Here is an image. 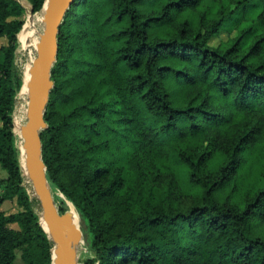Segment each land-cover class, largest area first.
<instances>
[{"label": "trees", "instance_id": "trees-1", "mask_svg": "<svg viewBox=\"0 0 264 264\" xmlns=\"http://www.w3.org/2000/svg\"><path fill=\"white\" fill-rule=\"evenodd\" d=\"M28 8L0 0V264H54L14 131ZM58 38L43 159L82 264H264V0H75Z\"/></svg>", "mask_w": 264, "mask_h": 264}, {"label": "water", "instance_id": "water-1", "mask_svg": "<svg viewBox=\"0 0 264 264\" xmlns=\"http://www.w3.org/2000/svg\"><path fill=\"white\" fill-rule=\"evenodd\" d=\"M74 2L75 0H45L44 2V5L47 3L44 13L45 27L37 44L38 54L31 66L33 79L28 91V119L22 126L26 158V167L24 166L23 171L41 205V209L37 211L40 214L42 226L53 241L51 250L54 264H80L76 255V244L82 240L83 235V232L80 235L79 228L73 222L69 210L61 211L60 204L55 199L53 187L47 177L41 137L42 130L48 126L45 112L54 86L52 68L57 60L59 49L58 33L67 10ZM61 196L64 197L62 193Z\"/></svg>", "mask_w": 264, "mask_h": 264}, {"label": "rangeland", "instance_id": "rangeland-1", "mask_svg": "<svg viewBox=\"0 0 264 264\" xmlns=\"http://www.w3.org/2000/svg\"><path fill=\"white\" fill-rule=\"evenodd\" d=\"M22 2L27 7L31 6L27 0H22ZM253 3H255V5L248 10V12L246 14L247 20L244 21L242 25L257 21V19H256L257 14L261 10L260 1H255ZM44 13H45V8H43L41 11H38V12L30 11L29 12V19L27 18L28 16L25 15V22L27 23V21H28L29 28L30 29L34 28L32 31L30 30L31 35L29 36L30 37L29 39H32L31 42L26 43L25 39L18 35L19 45L16 49V60L15 61H16L17 67L20 71L21 81H22L21 88H20L19 92H22V94L24 96L22 98V100L20 98V101L18 104V107H20L21 106L20 102L22 101V104H23L22 109L17 111L16 117L14 118V124H15L14 131L16 134V142H17V145L19 146V148L23 147V143H24V137L22 136L21 127L25 125V123L28 119V101H29V92L28 91L29 90H24V88H23L24 76H25L26 71L28 69H31V66L33 65V60L35 59V57L38 54L37 44H38L39 39H40V34L43 32L44 27H45ZM26 23L24 25H26ZM30 25H32L33 27ZM5 42H7V39L5 37L0 38V44H3ZM19 126H21V127H19ZM20 157H21V149H20ZM21 164H22V167L24 169V165H23L22 161H21ZM6 175H7L6 170L0 166V178L4 177ZM27 184H28L29 190L31 191L30 192L31 195H35L29 180H27ZM52 189H53L55 196H61V193L57 188H52ZM57 202L59 203L58 198H57ZM34 205H35V208L37 210L41 209L40 203L35 202ZM67 206H69V208H67L69 210L71 207L70 200H67ZM1 208L5 212H15L17 210H20L22 207L19 205L17 199L13 198V199L5 200L3 202ZM12 226L18 227V225L16 223L12 224ZM82 232H83V227H82ZM87 253H89V250H88V247L86 246V241L84 239V232H83L82 240H80L76 244V255H77V259L80 262V264H82V262L80 261L81 258H83ZM20 255H21V250H17V261H16V263L22 262Z\"/></svg>", "mask_w": 264, "mask_h": 264}, {"label": "bare ground", "instance_id": "bare-ground-1", "mask_svg": "<svg viewBox=\"0 0 264 264\" xmlns=\"http://www.w3.org/2000/svg\"><path fill=\"white\" fill-rule=\"evenodd\" d=\"M46 7H47V3H45L44 5V8L46 10ZM32 26V25H30ZM33 27V26H32ZM34 29V28H33ZM33 29H30L29 26H28V21L26 23V25H24L22 27V29L20 30L19 32V36L20 37H23L25 39V42L26 43H29L32 41V39H29L30 35H31V32L30 30L32 31ZM36 39V38H35ZM31 66V65H30ZM29 68V67H28ZM33 79V75H32V72H31V69H28L25 73V76H24V85H23V88L24 90H29L30 87H29V84L30 82L32 81ZM24 92V91H23ZM21 127V126H19ZM21 130H22V127H21ZM21 161L23 163L24 166H26V158H25V151H24V148L21 147ZM71 203V207L69 209V212L71 213V218L73 220V222L77 225V227L79 228V232H80V235H82V224H81V218H80V214L78 212V210L76 209V207L74 206V204L70 201ZM42 223L44 224V226L48 229L47 225L45 224L44 221H42ZM55 250V249H54Z\"/></svg>", "mask_w": 264, "mask_h": 264}, {"label": "built area", "instance_id": "built-area-1", "mask_svg": "<svg viewBox=\"0 0 264 264\" xmlns=\"http://www.w3.org/2000/svg\"><path fill=\"white\" fill-rule=\"evenodd\" d=\"M30 11H32L31 9H30V7L27 9V11H26V15L28 16L27 18L29 19V12ZM33 12V11H32ZM26 23V22H25ZM24 96H23V94H22V92H17V94H16V99H15V107H14V110H13V117L15 118L16 117V114H17V111L18 110H21L22 109V101L20 102V104H21V106L20 107H18V104H19V101H20V98H21V100H22V98H23ZM26 182H27V180H26Z\"/></svg>", "mask_w": 264, "mask_h": 264}]
</instances>
